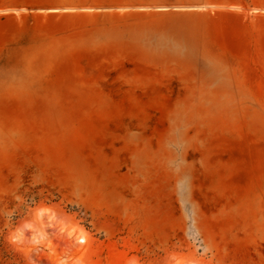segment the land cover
Instances as JSON below:
<instances>
[{
  "label": "rangeland",
  "instance_id": "obj_1",
  "mask_svg": "<svg viewBox=\"0 0 264 264\" xmlns=\"http://www.w3.org/2000/svg\"><path fill=\"white\" fill-rule=\"evenodd\" d=\"M3 3L0 264H264V0Z\"/></svg>",
  "mask_w": 264,
  "mask_h": 264
},
{
  "label": "crops",
  "instance_id": "obj_2",
  "mask_svg": "<svg viewBox=\"0 0 264 264\" xmlns=\"http://www.w3.org/2000/svg\"><path fill=\"white\" fill-rule=\"evenodd\" d=\"M23 18L24 14L19 8H8L6 3L0 4V48H5L0 54L5 56L4 61L10 60V56L21 53L24 28L23 23L19 25L18 22ZM11 60L16 61V58Z\"/></svg>",
  "mask_w": 264,
  "mask_h": 264
}]
</instances>
